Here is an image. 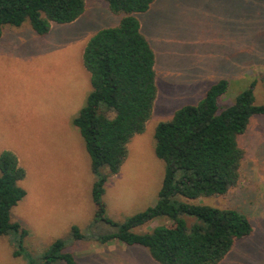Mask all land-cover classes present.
Masks as SVG:
<instances>
[{"label": "rangeland", "instance_id": "374dc122", "mask_svg": "<svg viewBox=\"0 0 264 264\" xmlns=\"http://www.w3.org/2000/svg\"><path fill=\"white\" fill-rule=\"evenodd\" d=\"M85 3L80 18L53 23L45 36L25 23L5 27L0 37V155L12 152L26 171L19 183L26 196L12 210V221L29 231L24 249L19 238L0 237V264H43L58 239L66 241L76 264H160L147 248L96 241L156 205L165 173L155 155L157 126L182 107L198 105L223 79L228 88L218 100L221 109L253 84L255 103L264 105V0H156L136 17L156 56L157 97L145 131L130 141L126 162L105 186L106 216L117 226L97 220V177L73 120L92 91L84 49L98 32L118 26L124 14L104 0ZM238 140L245 154L239 185L227 198L193 203L235 209L250 219L252 233L219 264H264V116H253ZM74 226L84 240L72 238ZM158 226L173 224L162 218L134 231L150 233Z\"/></svg>", "mask_w": 264, "mask_h": 264}, {"label": "trees", "instance_id": "16d2710c", "mask_svg": "<svg viewBox=\"0 0 264 264\" xmlns=\"http://www.w3.org/2000/svg\"><path fill=\"white\" fill-rule=\"evenodd\" d=\"M114 13H123L120 24L103 29L87 43L83 61L91 75L92 91L73 120L85 142L92 173L95 217L117 226L106 216L105 186L119 174L128 158L130 141L145 131L157 97L156 56L141 31L137 14L146 13L156 0H104ZM85 0H0V37L5 27L29 23L45 36L53 23L70 24L85 12ZM253 86L238 95L233 105L221 109L218 100L227 80L211 86L201 102L186 105L155 132V155L164 161L165 173L155 206L120 225L116 234L96 239L100 244L119 241L141 246L160 264H219L235 243L253 227L244 213L195 204L201 198H227L239 185L244 151L238 139L253 116H264V105L255 103ZM26 171L9 151L0 155V237L19 238L21 249L29 231L12 221V210L25 198L19 185ZM165 218L173 226H158L150 233L134 230ZM72 238L86 237L79 227ZM58 239L43 256V264H76ZM22 251H16L19 257ZM29 264H34L30 261Z\"/></svg>", "mask_w": 264, "mask_h": 264}]
</instances>
